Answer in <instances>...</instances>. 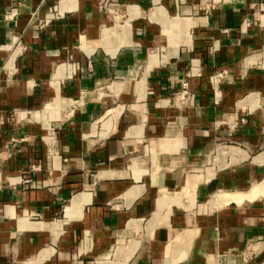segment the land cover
I'll return each instance as SVG.
<instances>
[{
    "label": "crops",
    "instance_id": "0c3cea01",
    "mask_svg": "<svg viewBox=\"0 0 264 264\" xmlns=\"http://www.w3.org/2000/svg\"><path fill=\"white\" fill-rule=\"evenodd\" d=\"M263 2L0 0V264H264Z\"/></svg>",
    "mask_w": 264,
    "mask_h": 264
},
{
    "label": "built area",
    "instance_id": "2783aa9c",
    "mask_svg": "<svg viewBox=\"0 0 264 264\" xmlns=\"http://www.w3.org/2000/svg\"><path fill=\"white\" fill-rule=\"evenodd\" d=\"M261 11L262 13H264V2L261 5ZM10 17H11V13L6 12L4 15V19L7 20ZM57 18H58V14L56 10L54 8H48L42 14L33 15L29 22V26L35 32L41 31L45 29L48 25H50V23L56 20ZM225 78L226 75L223 71L214 72L212 75H210L209 82L211 84L214 95H216L218 86L223 80H225ZM192 101H193V91L191 90L188 82L184 81L181 84L180 88L173 94L172 104L176 107H190L192 106ZM245 123H246V119L241 117L230 122L218 121L215 123V127L216 128L225 127L227 130L232 131L244 125ZM243 255L247 260L250 259L252 253L246 250Z\"/></svg>",
    "mask_w": 264,
    "mask_h": 264
}]
</instances>
